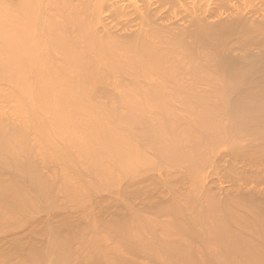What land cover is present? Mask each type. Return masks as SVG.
Masks as SVG:
<instances>
[{
	"label": "bare ground",
	"instance_id": "bare-ground-1",
	"mask_svg": "<svg viewBox=\"0 0 264 264\" xmlns=\"http://www.w3.org/2000/svg\"><path fill=\"white\" fill-rule=\"evenodd\" d=\"M6 1L0 264H264V0Z\"/></svg>",
	"mask_w": 264,
	"mask_h": 264
},
{
	"label": "rangeland",
	"instance_id": "rangeland-1",
	"mask_svg": "<svg viewBox=\"0 0 264 264\" xmlns=\"http://www.w3.org/2000/svg\"><path fill=\"white\" fill-rule=\"evenodd\" d=\"M7 2H11V3H7ZM8 4H9V5H8ZM10 4H11V6H12V8H13V6H14V5H13V4H14V1H13V2H12V1H9V0L6 1V6H7V8H8V6H9V9H11V8H10ZM42 167H45V166H42ZM42 167H39V168H38L39 170H41V172H42L44 169H46V167H45V168H42ZM47 167H48V170H47V171L45 170V171L47 172L46 174L49 173V174L52 175V173H51V172H52V168L49 167V166H47ZM40 168H42L43 170L40 169ZM49 170H50V171H49ZM53 170H54V169H53ZM48 171H49V172H48ZM43 172H44V171H43ZM54 172H55V171H54ZM54 172H53V173H54ZM56 172H58V171H56ZM46 174H45V175H46ZM54 174H56V173H54ZM57 174H58V173H57ZM53 176H54V175H53ZM55 176H57V175H55ZM59 177H60V176H59ZM52 178H53V177H52ZM56 178H58V176H57ZM54 179H55V177H54ZM56 180H57V179H55V181L51 179V181H53V182H57V181L60 180V179L58 178V180H57V181H56ZM58 182H59V181H58ZM56 184H57V183H56ZM58 184H59V183H58ZM55 186H57V185H55ZM56 191H57V190H55V193H56ZM57 194H59V191H58V193L54 194V196H56ZM60 194H61V193H60ZM60 196H61V195H60ZM56 198L58 199V198H60V197L57 196ZM61 198H62V196H61ZM58 201L60 202V200H58Z\"/></svg>",
	"mask_w": 264,
	"mask_h": 264
}]
</instances>
